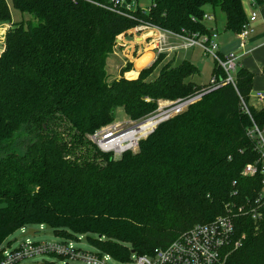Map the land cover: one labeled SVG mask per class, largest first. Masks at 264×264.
Returning <instances> with one entry per match:
<instances>
[{
    "label": "trees",
    "instance_id": "16d2710c",
    "mask_svg": "<svg viewBox=\"0 0 264 264\" xmlns=\"http://www.w3.org/2000/svg\"><path fill=\"white\" fill-rule=\"evenodd\" d=\"M11 1L31 21L13 24L0 0V24H10L0 56V262L8 238L31 225L63 240L84 236L97 254L128 263L231 215L240 245L226 264H264V209L257 219L250 214L262 177L243 175L260 158L250 132L264 129V107L249 104L254 74L239 66L234 84L210 90L193 81L200 71L189 60L163 65L155 79L165 55L135 80L124 77L131 64L113 81L107 68L117 38L138 26L209 34L207 6L220 9L224 30L238 34L246 0H152L147 11L125 0L135 7L124 3L121 13L93 3L108 0ZM213 77L222 83L226 73L215 64ZM198 95L136 152L116 158L90 139L114 123L117 108L141 121L162 101ZM24 130L25 142L14 145Z\"/></svg>",
    "mask_w": 264,
    "mask_h": 264
},
{
    "label": "built area",
    "instance_id": "2783aa9c",
    "mask_svg": "<svg viewBox=\"0 0 264 264\" xmlns=\"http://www.w3.org/2000/svg\"><path fill=\"white\" fill-rule=\"evenodd\" d=\"M93 3L121 13L125 0H108L107 7L99 3ZM258 5L256 0H249L250 12L247 15V21L237 34L239 37L238 54L220 55L219 34L211 28H209V34L175 33L150 25H141L130 31L149 33L148 45L151 46V50L154 52L153 63L161 55L168 56L180 50L194 48H199L204 55H210L215 64L226 73V79L222 83H216L215 77L211 79L208 87L210 90H214L228 83L234 84V75L239 67L240 52L245 51L249 38L255 32L254 24L258 19L256 12ZM134 7V3L126 4L127 10H132ZM213 20L211 15L207 13L204 15L205 23ZM255 97L264 102V92L256 93ZM200 98L201 95H198L186 101H178L173 105L160 106L154 115L145 119L139 125H132L134 121H128L126 123L130 124V127L124 128L123 124L115 123L95 132L90 139L102 152L112 153L116 158L121 157L128 151L136 152L139 142L147 138L159 124L181 114ZM150 122H156V125L148 129L147 133L141 132L143 126ZM129 135L133 136L127 138ZM250 136L254 137L258 143L260 158L255 164L247 165L243 175L254 177L260 173L262 177V191L254 203V206L257 207L250 212L253 219H257L261 215L255 212L257 208L264 209V129L260 130L257 126H254ZM243 209L239 208L238 212L241 213ZM20 231L24 234L25 228ZM83 238L84 236H79L77 240H62L57 243L43 244L27 239L14 249L11 246L7 249L5 247L4 258L0 264H25L29 259L39 255H52L65 261L60 264H68L69 260L82 261L86 264H109L110 261H114L109 255H99L95 251L89 253L78 248L76 243ZM239 245L240 242L235 239L233 217L231 215H221L211 222L196 225L167 246L156 248L149 255L138 256L133 254L130 262L135 264H226L230 253L237 249ZM46 263L51 264V262Z\"/></svg>",
    "mask_w": 264,
    "mask_h": 264
},
{
    "label": "rangeland",
    "instance_id": "374dc122",
    "mask_svg": "<svg viewBox=\"0 0 264 264\" xmlns=\"http://www.w3.org/2000/svg\"><path fill=\"white\" fill-rule=\"evenodd\" d=\"M7 2L10 5L11 22L13 24L24 22L25 25H28L29 21H31V16L27 13H22L19 10L15 9L12 5L11 0H7ZM152 3H153L152 0H139L138 5L143 10L147 11L149 9V7L152 5ZM206 12H207V14L211 15L214 19L213 21H207L208 26H213L216 30V25H217L218 31L220 29H222L223 26H225L226 17H225V14L220 9H218V8L212 9L210 6H207ZM9 27H10V24H5V25L0 24V56L5 51V45L3 43V40H5V35L7 33V30L9 29ZM121 39L122 38H120V36L117 38L116 46H115L116 48L114 47L112 53L109 55V57L107 59V68H108V74L110 75V79H109L110 81H113L116 78H120V74H121L120 70L129 64L132 65L131 71L133 70L134 63H135L136 69H142V70L150 67L153 64L152 63L150 66H148L146 68H144V67L147 64L144 65L142 68H137V66H139L138 58L140 56L139 53L136 52L138 50H136L134 53L133 63H130V60L128 58H124V56L122 57L121 56L122 54H118V49L120 48V43H122ZM140 41H141V39H139L137 43H140ZM120 51H121V49H120ZM183 51H186V50H183ZM183 51L179 52L178 57L175 60V62L181 63L183 60L191 61L195 66L198 67V69L200 71V74L195 76L193 81L199 86L209 84L211 79H212L213 69L215 67L214 59L210 55H204L203 52L199 48H194V49L188 50V52H183ZM152 58H151V60H152ZM166 63H168V62L163 59L162 62L160 63V65L158 66V68L155 70V72L152 75H150V78L155 79L158 76V73H159V70L161 69V67L163 65H165ZM131 71H129V72H131ZM124 77L126 79H129V80H135L139 77V75L136 76L134 73L133 74L131 73V74L124 75ZM256 99L253 98L250 101V106L252 104H254L255 108L263 107L264 102H259L258 99L257 100ZM170 104H171L170 102L162 101L160 103V106H167ZM128 119L129 118L126 116L124 110L122 108H117L116 112H115V121L112 124L121 123V124H123L124 128H129L130 124H128L126 122L131 121V120H128ZM142 121H144V120L134 121L132 125H135V126L139 125ZM24 133H25V130L17 133L18 138H16L17 140L15 139L16 141H15L14 145H19L23 141L25 142V138L23 136ZM109 154H112V153H109ZM27 239H29L32 242L41 243V244H43V243H57V242H60L63 240L60 237L56 236L53 233V231L47 226L31 225V226H28L25 228L24 234H22L21 231H17L12 236H10L8 238V240L6 241V243L4 244V246L6 247V249L9 248L8 243L10 242L11 248L14 249V248L18 247L21 243L26 241ZM76 246L85 252L91 253V252L95 251V249L88 243L86 237H84L80 242H77ZM45 261L51 262V264H60L61 262H65L64 260H61L60 258H58L56 256L39 255L37 257L29 259L28 261L25 262V264H47ZM68 264H86V263L82 262V261L69 260ZM109 264H135V263L134 262L119 263L116 261H110Z\"/></svg>",
    "mask_w": 264,
    "mask_h": 264
},
{
    "label": "crops",
    "instance_id": "0c3cea01",
    "mask_svg": "<svg viewBox=\"0 0 264 264\" xmlns=\"http://www.w3.org/2000/svg\"><path fill=\"white\" fill-rule=\"evenodd\" d=\"M244 10L248 15L250 12L249 0H246L244 2ZM256 12L258 15V19L254 24L255 32L249 38L245 51L243 53L240 52V57L238 59L239 66H242L243 68L254 74L250 101L253 98L256 99L255 97L256 93L264 92V74H262V70L264 67V0L257 6ZM207 27L211 29H215L213 26L207 25ZM224 27L225 26H223V28L218 31L216 25V32L219 34L218 44H219L220 55L225 56L230 54H238L239 52L238 35L233 32L225 31ZM120 38H122L121 39L122 43L118 41L120 43L118 54H122L121 55L122 57L124 56V58H128L130 60V63H133L134 61L133 57L136 50H138L136 52H138L140 55L138 59L145 56L146 54H150V55L154 54V52L151 50V46L148 45L149 33L143 32L136 34V32L134 31H129L126 34L121 35ZM139 39H141V41L140 43H137ZM120 49L121 51L122 50L123 51L121 52ZM181 51L183 50L165 56L164 60H166L168 63L169 62L173 63V65H178L179 63H176L175 60L177 59L178 54ZM183 52H188V50ZM153 61L154 58H152V60H150L144 68L150 66L153 63ZM133 66H134L133 70L131 72H127L126 74L134 73L136 76H138L142 69H136L135 63ZM253 105L254 104H252L251 106L255 108V105L254 106ZM256 109H260V108H256Z\"/></svg>",
    "mask_w": 264,
    "mask_h": 264
},
{
    "label": "bare ground",
    "instance_id": "6f19581e",
    "mask_svg": "<svg viewBox=\"0 0 264 264\" xmlns=\"http://www.w3.org/2000/svg\"><path fill=\"white\" fill-rule=\"evenodd\" d=\"M152 55H148L146 54L145 56L141 57L140 59H138V64L139 66H137V68H142L144 65H146L152 58ZM156 125V122H150L147 123L146 125L143 126V128L141 129V132L143 133H147L148 129H151L152 127H154ZM133 135H129L127 138H131Z\"/></svg>",
    "mask_w": 264,
    "mask_h": 264
}]
</instances>
